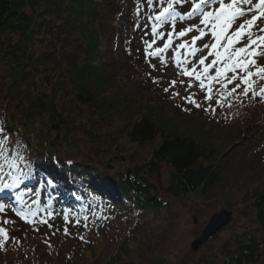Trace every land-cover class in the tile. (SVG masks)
I'll return each mask as SVG.
<instances>
[{
  "label": "trees",
  "instance_id": "16d2710c",
  "mask_svg": "<svg viewBox=\"0 0 264 264\" xmlns=\"http://www.w3.org/2000/svg\"><path fill=\"white\" fill-rule=\"evenodd\" d=\"M118 9L111 0H105L103 7L94 0H0V126L5 128L12 149L26 156L33 172L50 188L56 207L60 206V200H82L89 204L100 199L117 213L153 216L172 209L173 205L165 198L178 201L193 195L196 200L205 199L223 184L227 162L249 148L254 138L264 132V98L249 95L237 99L232 116L215 124L219 130L238 128L231 143H226L217 129L219 132L211 136L193 130L191 124L187 129L147 106L136 104L116 82L112 69L94 63L102 56L100 40L103 37L109 42L114 40V29L106 12L115 20ZM42 46L46 47L45 52H40ZM132 63L126 66L141 72L145 81L151 80L148 73ZM45 70H51L54 78L48 92L40 91L37 84ZM68 99L90 110L98 125L110 127L124 118L123 130L114 133L112 142L106 143L111 148L122 138L138 146L159 141L149 161L134 166L122 163L118 165L122 170L118 173L101 161H80L77 149H70L81 137L68 123L66 109L60 106ZM44 117H47L45 129L36 130L37 120ZM182 118L194 117L184 113ZM79 131L91 142L101 139L96 131L84 127ZM104 137L110 139L106 134ZM60 145L69 147L63 151ZM119 158L122 162L123 156ZM102 177L107 179L109 189L105 196L96 188L101 185ZM90 193L94 194L93 198ZM247 203L264 229V190L252 194ZM84 204L77 203V207ZM246 214L248 211L237 217ZM237 217L235 221H239ZM41 226L35 233L43 237L40 241L44 242V249L40 251L32 247L38 243L36 238H29L21 231L8 233L14 245L22 246L25 241L32 252L24 255L32 261L29 264H83L87 263L84 257L87 253L96 258L95 242L68 233L66 255L63 250H54V237L64 235L65 230H56L50 237L43 230L45 226ZM232 227L233 224L228 229ZM10 245L7 242L0 247V264H11ZM126 250L127 247L118 253ZM222 253L226 256L225 264H259L264 257V233L244 234L234 241V246L230 242L225 244ZM59 256L62 260H58ZM118 261L110 258L106 264H118Z\"/></svg>",
  "mask_w": 264,
  "mask_h": 264
},
{
  "label": "rangeland",
  "instance_id": "374dc122",
  "mask_svg": "<svg viewBox=\"0 0 264 264\" xmlns=\"http://www.w3.org/2000/svg\"><path fill=\"white\" fill-rule=\"evenodd\" d=\"M102 1L101 7L105 3V0ZM111 2L119 8V12L125 9L123 14L121 13L120 16H116L115 20L111 13L106 12V18H109L108 20H110L112 29H114V34L115 32L116 34L118 32L121 34L123 25H127L132 33L133 28L132 25L130 26V19L134 17H137L140 29L136 35L134 33V39H129V42L128 39L124 38V41L120 39L117 42L118 45L114 47H110V44L113 46V42H109L103 37L100 40L99 48L102 56L95 59V64L97 66L105 64L104 69L106 67L112 69L111 73L116 76V82L123 88V92L127 96L136 100V102L134 101L136 104H141L140 106L144 105V107L147 106L151 110H155L161 117H165L175 124H182L187 129H190L188 124H191L193 130L205 131L210 136L213 132L218 133L221 131V137L226 139V143L229 141L231 143V139L235 137L237 132L235 129L238 128L229 127L228 129L219 130L215 124L231 116V112L236 104L235 98L242 97V91L238 92L240 90H237L235 94L227 96L225 95L227 90H223L222 92L219 84L214 83L211 93L212 100L209 101L205 99L206 92L200 89L198 81L194 78L190 80L188 77L178 75L179 69L175 67L172 60L175 46L183 40L190 41L191 37L197 35V33H189L182 40L174 38L172 47L165 53L167 59L166 66L161 64L159 59L156 58H152L149 62V59L145 56L146 42H151L155 39V46L162 47L167 40L166 34L172 31L169 23L160 28L164 39H161L159 35L153 37L151 33L152 22L149 17L159 11L161 7L160 0H153L152 5H149L147 0H144V3H147L148 6V12L144 14L133 7L128 0H125V2L121 0V3L120 0H111ZM140 3V0H134V4L137 6ZM177 10L187 12L190 10V5L177 6ZM198 23V18L190 21L177 20L175 30L179 32L190 24ZM15 39L16 37H13V40ZM210 39V35L205 36L202 41H197V46H202L203 43L208 42ZM239 46L241 45H236V47ZM110 48H113V52ZM128 48L132 55L128 54ZM45 51L46 47L42 46L40 52ZM207 51L204 50L197 53L196 59L201 55H206ZM211 59L213 57H209L206 63L210 62ZM118 61L120 64H115ZM262 61H264V58L258 59L259 64H262ZM128 62H133L140 71L148 73L152 82H150L149 78V81H145L141 72L137 73V69L132 70L129 66H126ZM193 62H195V59ZM152 64L156 65L155 69L151 67ZM188 67L190 68L191 64ZM1 69L0 67V71ZM214 72L215 70L213 69L209 74L214 75ZM229 75L231 74L229 73ZM172 80L177 81L174 87L170 84ZM180 81H183V83H180ZM52 82L54 83V78L52 77L51 70H45L38 77V88L40 91L48 92L51 90ZM189 83L192 84V87L188 86ZM257 84L258 86H264V82L257 81ZM232 87L234 85H229V88ZM165 88H168L169 91L165 92ZM174 93H179V95H174ZM186 96H192L201 107L196 108L189 104L185 100ZM60 106L66 109L68 123L74 128L76 135L81 137V140L73 144L70 150L77 149V157L82 162L89 160L101 161L108 164L112 170L118 173L122 171L118 166L122 163L134 166L149 161L151 153L159 145V141L147 143L144 146L132 145L126 138H122L118 140L117 145L112 143L113 147L111 148L106 143L108 141L109 143L112 142L111 139L115 137L114 133L119 132L120 129L123 130L125 124L124 118L114 121L110 127L105 124L98 125L96 123L97 119L93 117L92 112L86 108H81L73 100L62 101ZM184 113L194 118L183 120L182 114ZM46 121L47 117L38 119L35 129L43 131ZM83 127L89 131H96L101 136V139L97 138V141L91 142L90 138L83 136L82 132L79 131ZM216 129L219 131H216ZM105 134L110 139H106L104 137ZM253 142L249 148L234 155L227 162L223 184L215 188L209 197L196 200L195 196L192 195L178 201L165 198V200L171 202L173 205L172 209L170 211L163 210L159 214L150 215L146 218L131 216L129 214L111 213L102 204L93 207L86 206L87 209L81 212L68 211L64 209L66 206L57 209L54 205L46 206L39 204L41 201L39 196L42 182H35L34 173L29 170L30 178L24 181L20 188L12 192L8 190L4 192V196H8L5 198L18 200L23 210L14 209L12 207L13 203H1L5 206V210L0 212V226L5 227L8 233L10 230L11 232L21 231L23 235L29 238H36L38 243L36 245L34 243L32 247L37 248L38 251L44 249V242L40 241L43 237L35 235L37 230L43 225L39 222L40 220H47L48 223L44 225L43 230L50 237H53L52 234L56 230L59 231L60 228H63L67 230L68 234L77 239L95 242L96 246L94 247H97L94 251L97 255L96 258L92 257L91 253H87L84 256L87 263L83 264H106L110 258L119 260L118 264H225L226 256L222 253L225 244L230 242L234 246V241L241 239L247 233H255L257 235L264 233V229L256 222L255 213L248 208V204L250 203H247L252 194L264 190V132L255 137ZM64 147L67 148L69 145H64ZM64 147H61L62 150H67ZM119 156H123L122 162ZM28 168L26 166L23 170L29 172ZM94 169L99 170L96 165H94ZM165 171L168 172L167 168ZM6 179L8 178L6 177ZM106 181L107 179L105 180L103 177L100 179L102 185L100 187L103 188L104 193H108ZM33 182L37 186L35 189L31 188ZM29 189L32 191L29 192ZM45 190L50 192V188L47 189L45 187ZM16 192H23L24 195L20 198L17 195L13 197L12 193L16 194ZM37 192H39L38 196L36 195ZM27 209L33 210L34 213H27ZM222 210L232 211L236 217L244 211H248V214L239 216V218L237 217L239 221H235L232 228L224 230L215 240L210 242L209 246L202 248L199 252H193L191 249L192 243L200 237L211 217ZM17 211L23 212L31 219H35L36 223L32 225L25 223L24 220L15 214ZM65 215L68 217L67 220H65ZM5 220L9 221V223L2 224ZM48 225H51V227ZM45 239H47L46 236ZM12 240L16 239L12 238ZM31 241L35 242V240ZM9 244H11V247H9L10 253H8L13 256L11 264H29L32 262L26 260V256L24 257L26 252L32 254L31 251H28L25 241L22 246L18 243L14 245L12 242ZM100 246L101 250H99ZM126 247V252L118 253ZM53 249L56 251L63 250L64 255H66V251L69 249L66 246L65 232L64 235L54 237ZM107 255H109L108 259ZM58 260H62V257L59 256ZM57 263L61 264L60 262ZM259 264H264V257Z\"/></svg>",
  "mask_w": 264,
  "mask_h": 264
},
{
  "label": "snow or ice",
  "instance_id": "6c2138e0",
  "mask_svg": "<svg viewBox=\"0 0 264 264\" xmlns=\"http://www.w3.org/2000/svg\"><path fill=\"white\" fill-rule=\"evenodd\" d=\"M147 2L149 5L153 4V0ZM160 3L159 11L149 17L152 22L151 33L153 37L159 35L164 39L160 28L169 23L172 31L166 34L167 40L162 47L155 46V39L146 42L145 56L149 62L152 58H156L166 66L165 53L172 47L174 38L182 40L189 33L195 32L197 35L192 36L190 41L183 40L173 50L172 60L179 69L178 75L198 81L200 89L206 92L205 99L209 101L212 100L214 83L219 84L222 92L227 90L225 93L227 96L240 90L243 96L264 98V86L258 87L257 84V81L264 82V65L258 63V59L264 58V0H255V2L254 0H228V2L226 0H160ZM186 4L190 5L189 11L177 10V6ZM194 18L199 19L198 24H190L179 32L175 30L177 20L190 21ZM209 35L211 39L198 47L197 41H202ZM238 44L241 46L236 47ZM204 50H208L207 54L196 59L197 53ZM209 57L213 59L206 63ZM189 64H191L190 68ZM151 67L155 69L156 65L152 64ZM213 69L214 75H210ZM170 84L174 87L177 81L172 80ZM229 85L234 87L229 88ZM188 86L192 87V84L189 83ZM164 91L168 92L169 89L165 88ZM185 100L196 108L201 107L192 96H186ZM8 143L6 130L0 126V193L5 190L12 192L30 178V172H25L21 167L25 157L9 152ZM16 195L20 198L24 193L17 192ZM36 195L38 196L39 192ZM4 210L5 206L0 204V212ZM15 214L25 223L30 225L36 223L35 219L29 218L23 212L17 211ZM67 219L65 215V220ZM39 222L48 223L47 220ZM7 223H9L7 220L2 222V224ZM65 233L67 234L66 229ZM9 239L7 229L0 226V247H3Z\"/></svg>",
  "mask_w": 264,
  "mask_h": 264
},
{
  "label": "water",
  "instance_id": "95a60500",
  "mask_svg": "<svg viewBox=\"0 0 264 264\" xmlns=\"http://www.w3.org/2000/svg\"><path fill=\"white\" fill-rule=\"evenodd\" d=\"M232 219L233 213L226 210H222L213 215L209 224L203 230L202 235L193 242L192 249L198 251L201 246L205 245L210 239L214 238L220 231L229 225Z\"/></svg>",
  "mask_w": 264,
  "mask_h": 264
},
{
  "label": "bare ground",
  "instance_id": "6f19581e",
  "mask_svg": "<svg viewBox=\"0 0 264 264\" xmlns=\"http://www.w3.org/2000/svg\"><path fill=\"white\" fill-rule=\"evenodd\" d=\"M208 224H209V223H208ZM208 224H207V225H208Z\"/></svg>",
  "mask_w": 264,
  "mask_h": 264
}]
</instances>
